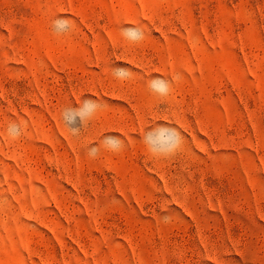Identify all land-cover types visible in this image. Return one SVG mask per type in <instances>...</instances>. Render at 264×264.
Masks as SVG:
<instances>
[{"label":"rangeland","instance_id":"1","mask_svg":"<svg viewBox=\"0 0 264 264\" xmlns=\"http://www.w3.org/2000/svg\"><path fill=\"white\" fill-rule=\"evenodd\" d=\"M0 264H264V0H0Z\"/></svg>","mask_w":264,"mask_h":264},{"label":"clouds","instance_id":"2","mask_svg":"<svg viewBox=\"0 0 264 264\" xmlns=\"http://www.w3.org/2000/svg\"><path fill=\"white\" fill-rule=\"evenodd\" d=\"M54 28L57 34H63L67 32L70 28V24L68 19L66 18H59L54 21ZM130 39L137 40L141 39L143 37V31L140 28L132 27V28H125L122 30ZM115 73L117 75L126 73L128 69L125 68H116ZM153 88L156 91H159L162 94H166L168 91L167 88V81L163 80H155L153 81ZM99 101L93 100V99H85L82 101V104L80 107L73 108L69 106L64 111L66 113V120L71 127L73 134H78L79 132V125L82 120H84L86 117H90L93 112L101 107ZM172 132L176 134V136L179 138V133L175 129H171ZM179 139L177 141V146H179ZM105 143L108 145L110 150H116L118 147H122L123 142L119 140L118 137H106ZM89 155L95 158L98 155V149L96 148H90L89 149Z\"/></svg>","mask_w":264,"mask_h":264}]
</instances>
